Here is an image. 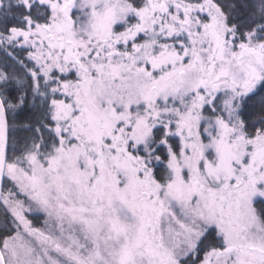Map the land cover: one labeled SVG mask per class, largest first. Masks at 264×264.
Listing matches in <instances>:
<instances>
[{"label":"snow or ice","instance_id":"6c2138e0","mask_svg":"<svg viewBox=\"0 0 264 264\" xmlns=\"http://www.w3.org/2000/svg\"><path fill=\"white\" fill-rule=\"evenodd\" d=\"M0 264H264V0H0Z\"/></svg>","mask_w":264,"mask_h":264}]
</instances>
